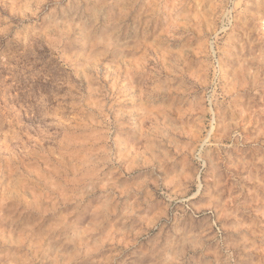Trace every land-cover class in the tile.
Here are the masks:
<instances>
[{"label":"rangeland","instance_id":"obj_1","mask_svg":"<svg viewBox=\"0 0 264 264\" xmlns=\"http://www.w3.org/2000/svg\"><path fill=\"white\" fill-rule=\"evenodd\" d=\"M0 264H264V0H0Z\"/></svg>","mask_w":264,"mask_h":264}]
</instances>
